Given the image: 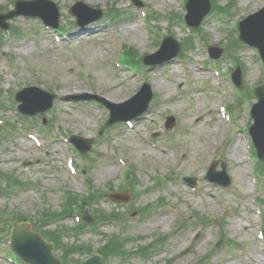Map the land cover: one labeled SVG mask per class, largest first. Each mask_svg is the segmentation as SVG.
<instances>
[{
    "label": "rangeland",
    "instance_id": "1",
    "mask_svg": "<svg viewBox=\"0 0 264 264\" xmlns=\"http://www.w3.org/2000/svg\"><path fill=\"white\" fill-rule=\"evenodd\" d=\"M14 1L0 0L1 11L12 10ZM49 1L56 4L60 12L58 29L72 36L73 41L69 39L68 45H59V41L48 36L42 22L34 18L15 17L7 21L9 29L0 30V35L3 32L0 36V120L10 125L0 124V188H6V193L2 192L4 198L0 199V212L6 218L32 219L59 211L61 192L87 196L83 182L73 179L65 167L66 156L73 154L84 178L104 192L98 205H86V215L96 216V211L106 216L115 213L123 226L101 225L94 231L85 228L77 239L68 232L67 238L62 237L63 246L74 247L78 241L84 247L100 248L104 236L105 241L112 237L114 251L106 257L107 264H249L247 259L256 256L264 264V246L255 230L260 218L253 204H259L263 227L264 170L257 171V159L252 154L247 134L252 123L249 108L254 103L249 93L264 84V69L255 50L239 43L238 35L232 30L237 21L261 9L264 0H211V9H214L196 28L192 43L186 41L190 35L185 31V23H181L186 13L182 6L185 0H138L141 8L131 0ZM79 1L105 12L118 10L121 17H125L116 23L103 17L85 29L76 30L72 26L75 18L68 8ZM22 5L21 12H26L34 4ZM221 7H226L227 13L223 14ZM141 10L149 17L145 29L137 23ZM224 15H227L224 18L227 24L221 19ZM158 33L184 42L176 59L153 69L142 65L131 68L121 61V45L139 61L143 56L157 53ZM208 45L223 49L216 65L204 62L206 52L202 47ZM115 61L121 63L120 69L115 67ZM198 64H203L208 71L200 70ZM236 65L243 75L241 95L231 84L222 80L221 85L213 76L215 68L221 79L229 76ZM144 82L150 84L153 99L147 113L133 122V129L124 123L106 128L107 109L95 101L78 103L59 99L93 94L113 104H122L135 97ZM25 86H37L56 94L58 98L52 110L19 118L15 111L17 104L12 101L14 94ZM220 105L230 108L237 123H229L232 135L241 127L245 128L235 139H230V130H225L226 125L219 121L217 108ZM169 116L175 117L176 125L166 130ZM43 118L46 128L40 126ZM22 120L28 123L29 132L39 137L43 147L38 148L25 138L20 126ZM48 136L60 140L51 144ZM69 136L93 139L92 149L84 156L77 154L63 142ZM140 136L149 137L160 148L167 139L174 147L163 155L143 143ZM182 152L187 153L184 159L180 158ZM250 157L251 163L247 162ZM119 158L125 160L128 171L118 162ZM212 159L219 161L217 170L221 162L226 164L231 178L227 189L209 185L204 180ZM31 162L29 167H24ZM154 162H162L165 167L157 168ZM127 172L131 178L127 177ZM257 172L263 178L254 184L251 179ZM183 176L196 178L197 194L182 183L180 177ZM10 180L24 185L7 188ZM127 189L130 202L126 208L113 206L106 200L111 190ZM168 208L179 209L182 215H168ZM141 209L146 214L142 215ZM135 210L142 216L139 222L129 217ZM199 216L201 221L197 220ZM212 216L224 226L221 240L209 221ZM47 223L34 225L46 240L53 237L51 234L74 226L69 217L45 226ZM9 230L8 224L0 229V256L5 254ZM197 233L200 235L194 241ZM157 238H161L160 241ZM191 243L192 248L186 255L176 257ZM122 252L125 255L120 258L118 253ZM56 253L61 255L60 251ZM84 256H69L66 264L83 260ZM0 264L9 263L0 257Z\"/></svg>",
    "mask_w": 264,
    "mask_h": 264
},
{
    "label": "water",
    "instance_id": "2",
    "mask_svg": "<svg viewBox=\"0 0 264 264\" xmlns=\"http://www.w3.org/2000/svg\"><path fill=\"white\" fill-rule=\"evenodd\" d=\"M23 3L24 2L18 1L17 5L22 6ZM203 5H205L204 9H200V10L197 9L198 7L203 8ZM84 7H85L84 4H79L71 12L76 14L79 18H81L82 10L80 9ZM187 9H188V16H187L188 24L190 26H198L200 21L203 19V17L207 15L209 12L210 9L209 1L189 0L187 4ZM19 15L40 16L45 21V23L52 25L54 27H57L58 25V20H57L58 13H55V17L54 19H52L51 17H48L46 15L42 16L40 12H19L17 10L9 14L8 17L13 18ZM195 15L198 18L197 22H194L193 16ZM0 23H2L1 19H0ZM78 24L81 26L84 25V23H81L80 21ZM240 32H241L240 39L252 46H256L257 48H259L262 57L264 58V9L261 10L259 13L248 18L245 22H243L240 26ZM172 41L174 42L172 37L166 39V41L164 42V50L168 44L172 43ZM175 45H176V50L173 54L157 62L162 63L164 61H167L175 57L179 53L181 48V45L177 44L176 42ZM219 54L220 53H218L217 55ZM149 60H151V58L146 59L145 62L147 64H150L151 62H149ZM234 81L236 85H238L241 88V77L239 71L234 75ZM256 97L258 98L259 103L255 105L253 109V118L255 121L250 132L251 135L253 136L254 143L260 154V159L264 161V89L263 87L257 89ZM32 99H34V96H32L29 93H25L22 95V97L20 98V101L23 103L21 106L22 111L27 112L26 110L27 103ZM149 99H150V94L148 93V95L147 96L145 95L143 98L142 107L140 108V110H138L135 114H133L127 119L136 117L137 115L143 113L147 108ZM49 104H50V100L46 102L44 108L48 107ZM127 105L128 104L126 105L124 104L122 108H124ZM109 106L111 107V110L113 112V121L120 120L117 119V115H116V110L119 109L118 108L119 106H114L111 104H109ZM85 151L86 149H84V152ZM210 179L216 180L221 183H228V178L226 177L224 171L222 172V177L219 178V177L210 176ZM13 234H14L13 248L17 252V254L20 255L26 262L31 264H60V262L54 259L52 256L53 246L51 244L46 243L39 234L30 232L29 226L27 224L15 226ZM84 264H103V263H102V259L96 256L88 260Z\"/></svg>",
    "mask_w": 264,
    "mask_h": 264
},
{
    "label": "bare ground",
    "instance_id": "3",
    "mask_svg": "<svg viewBox=\"0 0 264 264\" xmlns=\"http://www.w3.org/2000/svg\"><path fill=\"white\" fill-rule=\"evenodd\" d=\"M240 225H241V223H240ZM260 261V260H259ZM253 264H255V263H253Z\"/></svg>",
    "mask_w": 264,
    "mask_h": 264
},
{
    "label": "trees",
    "instance_id": "4",
    "mask_svg": "<svg viewBox=\"0 0 264 264\" xmlns=\"http://www.w3.org/2000/svg\"><path fill=\"white\" fill-rule=\"evenodd\" d=\"M108 251H109V248H108ZM110 252V251H109Z\"/></svg>",
    "mask_w": 264,
    "mask_h": 264
}]
</instances>
